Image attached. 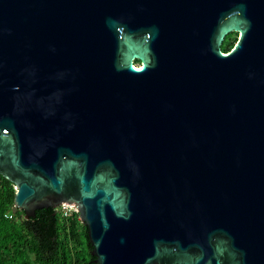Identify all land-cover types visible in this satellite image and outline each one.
<instances>
[{
  "label": "water",
  "instance_id": "95a60500",
  "mask_svg": "<svg viewBox=\"0 0 264 264\" xmlns=\"http://www.w3.org/2000/svg\"><path fill=\"white\" fill-rule=\"evenodd\" d=\"M0 176L94 264H264V0H0Z\"/></svg>",
  "mask_w": 264,
  "mask_h": 264
},
{
  "label": "trees",
  "instance_id": "16d2710c",
  "mask_svg": "<svg viewBox=\"0 0 264 264\" xmlns=\"http://www.w3.org/2000/svg\"><path fill=\"white\" fill-rule=\"evenodd\" d=\"M230 33L220 47L228 52L236 42ZM13 184L0 176V264H94L86 229L75 212L42 208L23 219L13 207Z\"/></svg>",
  "mask_w": 264,
  "mask_h": 264
},
{
  "label": "built area",
  "instance_id": "2783aa9c",
  "mask_svg": "<svg viewBox=\"0 0 264 264\" xmlns=\"http://www.w3.org/2000/svg\"><path fill=\"white\" fill-rule=\"evenodd\" d=\"M58 208H59V212L63 216H66L70 212H75L76 213V207L73 204L60 203L58 205Z\"/></svg>",
  "mask_w": 264,
  "mask_h": 264
},
{
  "label": "flooded vegetation",
  "instance_id": "af4514ba",
  "mask_svg": "<svg viewBox=\"0 0 264 264\" xmlns=\"http://www.w3.org/2000/svg\"><path fill=\"white\" fill-rule=\"evenodd\" d=\"M235 33V32H234ZM235 35L237 36V34L235 33ZM133 66L135 67V68H138L139 66H140V61L138 60V59H136V60H133Z\"/></svg>",
  "mask_w": 264,
  "mask_h": 264
},
{
  "label": "rangeland",
  "instance_id": "374dc122",
  "mask_svg": "<svg viewBox=\"0 0 264 264\" xmlns=\"http://www.w3.org/2000/svg\"><path fill=\"white\" fill-rule=\"evenodd\" d=\"M135 66V65H134Z\"/></svg>",
  "mask_w": 264,
  "mask_h": 264
}]
</instances>
